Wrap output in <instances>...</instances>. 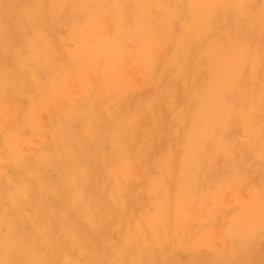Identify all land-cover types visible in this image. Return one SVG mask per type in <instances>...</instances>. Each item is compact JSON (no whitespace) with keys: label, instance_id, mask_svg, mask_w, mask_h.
Masks as SVG:
<instances>
[{"label":"rangeland","instance_id":"obj_1","mask_svg":"<svg viewBox=\"0 0 264 264\" xmlns=\"http://www.w3.org/2000/svg\"><path fill=\"white\" fill-rule=\"evenodd\" d=\"M64 1L83 4L84 0ZM88 1L99 5L97 0ZM161 1L253 6L251 15L244 9L223 10L251 19L244 34L250 54L226 61L214 55L212 50L224 40L240 38L231 24L220 25L214 38L204 28L179 33L165 24L155 27L162 33L152 39L154 65L144 55L147 44L142 39L152 27L150 8L137 10L140 22L126 28L113 17L99 22L84 8L73 9L69 22L59 18L58 10L39 7L57 0H0V264H256L260 255L254 252L258 241L253 227L264 219L261 0ZM125 2L157 4V0ZM156 11L159 24L166 23L171 9ZM45 17L48 25L36 29ZM120 31L122 56L111 57L99 46L109 45ZM241 72L243 81L238 85ZM116 89L133 96L138 115L155 105L165 110L172 91L181 90L189 119L207 120L209 162L214 154L216 160L202 166L203 196L195 188L198 196L188 200L141 196L153 176L163 173L158 165L151 174V167L158 163L167 167L170 152L161 158L156 155L165 147L180 148V136H166L157 148L145 142L132 144L133 161L141 166L128 172L137 185L134 198L116 199L117 190H126L120 179L111 176L123 160L121 152H113L116 129L108 118ZM69 113L70 126L65 124ZM131 124L129 120L126 126ZM147 126L149 133L153 124ZM231 160L237 164H229ZM74 175L81 176L79 188L71 182ZM169 177L179 185L177 174ZM82 191L88 199H80ZM258 262L264 264V255Z\"/></svg>","mask_w":264,"mask_h":264},{"label":"bare ground","instance_id":"obj_2","mask_svg":"<svg viewBox=\"0 0 264 264\" xmlns=\"http://www.w3.org/2000/svg\"><path fill=\"white\" fill-rule=\"evenodd\" d=\"M73 1V0H72ZM99 5H105L108 0H97ZM219 1V0H218ZM65 2V1H64ZM114 3H126L125 0H114ZM220 4L218 2H214ZM127 4V3H126ZM157 4H164L161 0H157ZM83 5H95L88 0L83 1ZM254 5V4H253ZM84 10L90 13V16L95 20L98 19L99 22H102L104 17H113L116 22L122 26L123 24L120 22L119 12L116 10H107L99 7H83ZM165 9V8H164ZM166 10H170L166 8ZM205 10H202L204 12ZM146 12L149 13L150 9H146ZM18 14V13H17ZM75 17V16H74ZM15 18V17H14ZM159 18V17H157ZM141 19V17H140ZM22 20V19H21ZM112 20V19H111ZM152 21V19H151ZM24 22V21H23ZM166 23H161L159 26H165ZM56 26V25H55ZM126 28H129L123 25ZM99 27V26H98ZM97 27V28H98ZM92 28V26H91ZM150 28V27H149ZM221 28V27H220ZM88 29V28H87ZM256 29V28H255ZM251 30V29H250ZM253 30V29H252ZM31 31V30H30ZM90 31V30H89ZM237 31V30H236ZM95 32V30H94ZM253 32V31H252ZM87 33V32H86ZM162 33L161 29L156 28L153 32L154 39L158 38ZM64 34V33H63ZM53 35V34H52ZM56 35V34H55ZM58 35V34H57ZM97 36V34H95ZM171 38L175 37L174 32L170 33ZM114 40L111 41L109 45L99 46L100 48H105L109 56H122V49L118 47V45L123 41V32H116L114 34ZM23 38V37H22ZM93 39V36H92ZM91 39V40H92ZM203 40V39H202ZM232 40V39H231ZM92 42V41H91ZM262 42V41H261ZM98 43V42H97ZM100 44V43H98ZM176 45V44H175ZM174 45V46H175ZM201 45V43H200ZM42 46V45H41ZM1 48V47H0ZM195 48V47H194ZM206 49V48H205ZM185 50V49H184ZM59 51V50H57ZM155 42L151 41L150 44L146 45L144 55L147 56L149 63L156 64V53H155ZM166 51V50H164ZM188 51V50H187ZM170 52V51H169ZM194 52V51H193ZM260 52V51H259ZM160 53V52H159ZM203 53V52H202ZM261 53V52H260ZM184 55V54H182ZM65 56V55H64ZM162 57V56H161ZM160 57V58H161ZM167 57V56H166ZM208 57V56H207ZM76 58V57H75ZM159 58V57H158ZM164 58V57H163ZM52 59V58H51ZM54 59V58H53ZM56 59V58H55ZM4 60V59H3ZM74 60V59H73ZM170 60V59H169ZM206 60V59H205ZM9 61V59H8ZM190 61V60H189ZM2 62V61H1ZM160 62V61H159ZM165 62V61H164ZM39 63V62H38ZM209 63V62H208ZM207 63V64H208ZM6 64V63H3ZM73 64V62H72ZM203 64V63H202ZM159 65V64H158ZM73 68V67H72ZM77 68V67H76ZM193 68V67H192ZM74 69V68H73ZM189 69V68H188ZM193 70V69H192ZM200 70V69H199ZM207 70V69H206ZM73 72V71H72ZM168 72V71H167ZM1 73V72H0ZM264 73V72H263ZM2 74V73H1ZM62 74V73H61ZM188 74V73H187ZM189 75V74H188ZM259 75V74H258ZM26 76V75H25ZM201 77V75H200ZM59 78V77H58ZM49 79V78H48ZM200 80V79H199ZM204 80V79H203ZM48 81V80H47ZM180 80H178L179 82ZM188 82V80H187ZM197 82V80H196ZM156 84V83H155ZM160 84V83H159ZM188 84V83H187ZM201 84V83H200ZM249 84V83H248ZM37 86V85H36ZM44 86V85H43ZM46 86V85H45ZM44 86V87H45ZM158 86V85H157ZM176 86V85H175ZM247 86V85H245ZM16 87V86H15ZM197 87V86H196ZM26 88V87H25ZM37 88V87H36ZM172 88V87H171ZM187 88V87H186ZM196 89V88H195ZM127 89L126 91H129ZM155 90V89H154ZM153 90V91H154ZM190 90V89H189ZM46 91V90H45ZM44 91V92H45ZM116 92L112 95V102L110 105V111L108 114V118L111 122V125H115V135L113 138L114 144V154L121 152L123 156V160L119 167H114L111 171V176L117 177L120 179V182L125 184L126 190L122 187L115 192L117 198L116 199H130L133 197L135 180L129 177V171H135L138 167L141 168L140 163H135L133 161V153L130 148H132V144L137 143L135 146H139L140 143L145 142L149 143L152 148L159 147L160 142L165 139L166 136H180V148L176 149L174 145L170 147H165L161 149V153L157 154V158H161L162 153L169 151L170 154L167 158V167H165L162 163L155 164L151 167L150 173L153 169H156L158 165L162 168L163 173L159 176L156 174L153 176V179L149 181L148 188L144 187L141 191V196L144 194L148 196H152V198H158L160 196H165L163 199L176 198L178 197L181 200L193 199V196H198L194 193V188L199 190V185L202 183L201 180V169L203 165H206V162L214 163L216 160V155H213L212 162H209V153L208 150V134L210 132L209 128L205 129V123L207 120H197V119H189L188 115H190L189 108L184 102V96L182 95L181 90L172 91V95L170 97L169 102L166 105V109L163 107L159 108L157 105L153 107H145L143 109V113L140 115L134 113L135 112V100L132 95L124 96L125 93L123 90L116 89ZM191 92V90H190ZM38 94V93H37ZM40 94V93H39ZM154 94V93H153ZM191 94V93H190ZM45 95V94H44ZM186 95V93H185ZM49 96V94H48ZM146 96V95H145ZM204 96V94H203ZM143 97V95L141 96ZM149 97V96H148ZM4 98V97H3ZM7 98V97H6ZM137 98V97H136ZM145 98V97H143ZM100 100V98H99ZM237 100V99H236ZM142 101V100H141ZM163 101V100H162ZM194 102V101H193ZM165 103V102H164ZM195 103V102H194ZM113 104H117L118 108H114L113 110L111 106ZM193 105V104H192ZM195 105V104H194ZM193 105V106H194ZM165 106V105H164ZM172 114L171 119L169 118V112ZM163 114V115H162ZM173 115H175L173 119ZM202 115V114H200ZM201 117V116H200ZM72 114L69 113L67 119L65 120V124L70 126ZM15 119V118H14ZM13 119V120H14ZM131 120L132 124L130 127H127V122ZM241 120V119H240ZM16 121V120H15ZM151 122L153 124L152 129L148 133L147 124ZM235 122V121H234ZM125 123V124H124ZM184 125V128H182ZM22 126V125H20ZM18 126V127H20ZM126 126V127H125ZM17 127V128H18ZM84 133V132H83ZM1 136V135H0ZM22 138V137H21ZM98 135L93 139L97 140ZM58 139V138H57ZM107 139V138H106ZM153 140V142H152ZM20 141V140H19ZM93 141V140H92ZM109 141V140H108ZM48 143V142H47ZM75 143V142H73ZM2 144V143H1ZM0 144V145H1ZM93 144V143H92ZM61 145V144H60ZM86 145V144H85ZM7 146V145H6ZM74 146V145H73ZM143 146V145H142ZM2 147V146H1ZM142 148V147H141ZM214 148V147H213ZM5 151V150H4ZM5 153V152H4ZM10 153V152H9ZM35 157V156H34ZM33 157V158H34ZM50 157V156H48ZM29 158V157H28ZM32 158V159H33ZM250 158V157H249ZM38 159V158H36ZM39 160V159H38ZM101 160V159H100ZM30 161V160H29ZM36 161V160H35ZM254 162V161H253ZM1 163V162H0ZM36 163V162H35ZM100 163V162H99ZM31 164V163H30ZM231 165H236L237 162L235 160H231L229 163ZM40 165V164H39ZM86 165V164H85ZM104 165V164H103ZM218 165V164H217ZM22 166V165H20ZM24 167V166H22ZM40 168V167H39ZM96 168V167H95ZM14 169V168H13ZM12 169V170H13ZM34 169V168H33ZM219 169V168H218ZM18 170V169H17ZM22 170V168H21ZM49 170V169H48ZM139 170V169H138ZM143 170V169H142ZM16 171V169H15ZM120 171V172H119ZM221 171V170H220ZM18 172V171H17ZM26 172V171H25ZM63 172V171H62ZM73 172V171H72ZM16 173V172H15ZM14 173V174H15ZM19 173V172H18ZM23 173V171H22ZM57 173V172H56ZM68 173V172H67ZM65 173V174H67ZM24 174V173H23ZM22 174V175H23ZM26 174V173H25ZM24 174V176H25ZM49 174V173H48ZM152 174V173H151ZM155 173H153L154 175ZM172 174H177V180L179 181V185H175L172 178L169 176ZM51 175V173H50ZM58 175V174H57ZM17 176V175H16ZM37 176V175H36ZM22 177V176H21ZM31 177V176H30ZM29 177V178H30ZM54 177V176H53ZM62 177V176H61ZM15 178V176H14ZM19 178V177H18ZM16 178V179H18ZM64 178V177H62ZM25 179V178H24ZM31 180V178H30ZM64 180V179H63ZM6 181V180H5ZM39 181V180H38ZM46 181V180H45ZM73 186L75 188H79L81 185V176L74 175L72 178ZM66 184V183H65ZM72 184V183H71ZM96 184V183H95ZM58 185V184H57ZM85 185V184H84ZM11 187V186H10ZM65 188V187H64ZM67 189V187H66ZM94 187H92V190ZM101 189V188H100ZM12 190V189H11ZM45 190V189H44ZM47 190V189H46ZM65 190V189H64ZM95 190V189H94ZM97 190V189H96ZM95 190V191H96ZM4 191V190H3ZM34 191V190H33ZM40 191V190H39ZM43 191V190H42ZM68 191V190H67ZM101 192V191H100ZM64 193V192H63ZM66 193V192H65ZM98 193V192H96ZM41 194V193H40ZM79 195V194H78ZM93 195V194H92ZM69 196V195H68ZM199 196H203V193L199 190ZM49 197V196H48ZM55 197V196H54ZM103 197V196H102ZM38 198V197H37ZM43 198V197H41ZM56 198V197H55ZM54 198V199H55ZM104 198V197H103ZM51 199V198H50ZM81 200L88 199L86 191H82L80 195ZM90 199V198H89ZM107 199V197H106ZM72 200V199H71ZM55 202V201H54ZM64 204V203H63ZM8 205V204H7ZM62 205V204H61ZM71 205V204H70ZM71 207V206H70ZM30 209V208H29ZM73 209V208H72ZM76 212V211H75ZM69 213V212H68ZM71 213V211H70ZM64 217V216H63ZM4 220V219H3ZM29 221V220H28ZM25 221H22V223ZM29 223V222H28ZM56 223V222H55ZM1 225V224H0ZM25 225V224H24ZM23 226V225H22ZM29 226V225H28ZM26 226V227H28ZM261 229V223L254 224V238L258 241L257 247L254 250L256 255H264V245L259 247V245L264 240V236H259V230ZM27 230V229H26ZM52 230V229H51ZM31 232V231H30ZM20 233V232H19ZM36 234V233H35ZM29 237V236H28ZM44 249V248H43ZM4 250V249H3ZM5 252V251H4ZM1 254V253H0ZM259 256V257H260ZM19 257V256H18ZM256 257V264H262L258 262V258Z\"/></svg>","mask_w":264,"mask_h":264},{"label":"snow or ice","instance_id":"obj_3","mask_svg":"<svg viewBox=\"0 0 264 264\" xmlns=\"http://www.w3.org/2000/svg\"><path fill=\"white\" fill-rule=\"evenodd\" d=\"M41 8H53L58 10L60 13V19H67L69 22L73 20L72 10L83 7H99L108 10H116L120 15V22L129 27L135 28L140 22V17L137 10L141 8H150L154 13L152 18V27L144 32L142 39L146 44H150L153 39V32L155 27L159 25L160 21L156 19L160 15L157 9L168 8L171 9V14L166 19V25L169 31H175L184 33L186 31L195 28H204L209 31V37H215V31L219 30L220 25L231 24L234 30H239V39L224 40L218 44L217 47L212 50L214 55L222 60H230L234 57H238L241 54H250V45L247 40L244 39V34L248 31L247 25L251 23V19L242 20L239 15L231 16L223 14L224 9H244L249 11V15L254 11L253 6L246 3L237 2L232 4H217V3H184L177 5H164V4H153V5H141V4H126V3H112L106 5H83V4H72L65 3L64 0H57L56 3L51 5H40ZM196 10H205L204 12L197 14ZM105 21L109 17L103 18ZM55 22V21H53ZM48 19H44L37 22L34 26L36 29H40L43 26L48 25ZM260 23L262 33V47H261V66L264 70V0L260 3ZM242 25H244L242 27ZM243 81V72L240 73L238 78V85ZM262 159H264V153H262ZM261 200L264 205V185L261 186ZM261 235L264 236V219L261 223ZM216 264H247L246 261H217Z\"/></svg>","mask_w":264,"mask_h":264}]
</instances>
